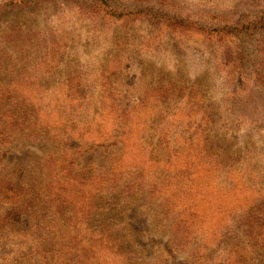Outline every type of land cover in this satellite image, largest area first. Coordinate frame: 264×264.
<instances>
[{
  "label": "rangeland",
  "instance_id": "1",
  "mask_svg": "<svg viewBox=\"0 0 264 264\" xmlns=\"http://www.w3.org/2000/svg\"><path fill=\"white\" fill-rule=\"evenodd\" d=\"M17 1L20 6L12 8ZM115 4L119 18L109 10L102 11L94 0H0V56L14 59L15 54L28 52L43 62L46 52L54 54L47 83L38 82L37 90L60 94L65 88L78 93L86 108L77 116L73 113L80 121L91 120L93 114L86 110L99 106L105 90L112 92L115 105L124 110L144 102L147 96L155 97L156 103L148 102L150 109L164 104L168 113L176 112V123L184 127L186 136L190 134L188 125L199 128L224 167L242 173L248 169L251 175L244 174L264 187V107L255 110L248 122L232 123L225 118V111L235 107L230 96L252 84L259 67L264 70V62L259 66L264 61V0H115ZM170 18L193 20L195 25L177 29L171 21L164 23ZM226 24L229 35L223 34ZM235 50L242 51L238 56L244 61L241 80L230 73ZM4 107L31 110L25 120L36 119L32 105L23 100L4 102L0 109ZM191 107L200 112L188 120L184 112ZM202 115L206 125L201 127ZM57 150L50 140L17 136L0 150V177L16 185L34 184L41 176L45 156ZM117 157L118 150L95 149L82 161L109 169ZM223 174L221 181L227 187L228 175ZM170 175L154 174L162 186ZM130 181L126 177L111 195L99 198L106 207L117 201V212L95 218L96 227L111 225L124 238L130 251L125 264H205L195 254L206 237L197 234L199 241L196 235L186 238L187 228L178 221L185 219L183 209H171L167 189L153 197L147 193L153 187L151 180L141 186L144 192L141 188L127 191ZM254 215L264 221V207ZM42 221L29 212L19 225L1 229L0 264L43 263L47 251L54 255L50 240L42 239L43 230L38 229ZM158 247L165 255L155 259ZM251 254L247 264H264V246ZM84 256H74L78 261L72 264H80Z\"/></svg>",
  "mask_w": 264,
  "mask_h": 264
},
{
  "label": "trees",
  "instance_id": "2",
  "mask_svg": "<svg viewBox=\"0 0 264 264\" xmlns=\"http://www.w3.org/2000/svg\"><path fill=\"white\" fill-rule=\"evenodd\" d=\"M94 1L102 11L109 10L111 16H116L115 0ZM19 2L13 3L12 8H18ZM169 21L181 30L194 24L193 20L190 23L174 18L164 23ZM228 26L225 35L230 34ZM232 44L226 47L225 57ZM241 53L235 50L236 58L230 67V73L240 80L244 76L243 58L238 60ZM53 55L46 52L43 62H37L35 55L28 52H19L14 59L0 56V108L4 102L23 100L32 105L36 115L32 122L31 118L25 120L26 112L31 110L0 109V150L4 151L17 136L50 140L58 147L45 156L41 176L34 184L16 185L0 177V233L3 228L19 225L30 212L33 217L42 218L43 226L38 229L43 230L42 239L52 244L54 255L47 251L43 263L32 264H72L78 261L74 256L79 253L85 255L80 264H125L130 251L124 238L111 225L96 227L95 218L117 212V201L106 207L99 198L111 195L126 177L131 178L127 191L141 188L144 192L141 186L146 180L153 183L147 192L153 197L161 196V191L167 189L173 202L171 209H183L186 220L180 217L178 221L187 228L186 238H197V234L206 237L197 245L195 254L205 264H247L251 252L263 248L264 221L254 212L264 207V187L245 175H251L248 169L244 174L232 166L224 167L208 136L199 133V128L188 125L190 134L186 136L184 127L176 123V112L168 113L164 104L149 108L148 102H157L155 97L147 96L144 102L124 110L115 105L112 92L105 90L99 96V106L86 110L93 114L91 120H78L73 113L77 116L86 109L78 93L65 88L60 94L37 90L38 82L47 83L46 76L54 66ZM258 69L261 70L254 72L255 79L245 92L230 96L235 107L225 111V118L232 123L248 122L255 110L264 107V99L260 100L264 94V70ZM241 104L243 108H239ZM199 112V108L191 107L185 109L184 115L191 120ZM200 120L201 127L206 125V116ZM74 143L79 146H72ZM95 149L118 150L109 169L83 163L82 159ZM162 172L171 174L165 186L155 179ZM225 172L227 187L221 181ZM147 176L150 179H145ZM156 255L155 259L165 252L158 247Z\"/></svg>",
  "mask_w": 264,
  "mask_h": 264
}]
</instances>
